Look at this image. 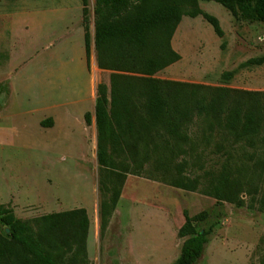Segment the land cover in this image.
<instances>
[{
    "label": "rangeland",
    "instance_id": "rangeland-1",
    "mask_svg": "<svg viewBox=\"0 0 264 264\" xmlns=\"http://www.w3.org/2000/svg\"><path fill=\"white\" fill-rule=\"evenodd\" d=\"M197 7L218 20L222 37L200 17H182L170 40L179 60L154 77L264 91V23L243 22L213 2ZM92 8L87 0L90 27ZM90 54L86 67L79 0H0V205L20 220L83 208L85 254L60 264H172L184 239L177 236L183 211L205 213L193 226L211 229L195 264H264V211L258 209L264 169L255 165L264 155L200 122L190 126L186 154L166 174L147 164L140 175H125L99 232L95 128L83 115L93 109L88 92L107 85L110 72L94 73ZM249 59L260 63L238 67ZM230 71L223 81L220 75ZM48 119L50 127L43 124ZM223 176L257 191L240 193L241 207L218 202L211 192ZM175 180L181 188L172 186ZM6 230L0 225V238Z\"/></svg>",
    "mask_w": 264,
    "mask_h": 264
},
{
    "label": "trees",
    "instance_id": "trees-1",
    "mask_svg": "<svg viewBox=\"0 0 264 264\" xmlns=\"http://www.w3.org/2000/svg\"><path fill=\"white\" fill-rule=\"evenodd\" d=\"M198 1L226 8L239 20L264 23V0H93L92 43L95 65L110 72L107 85L94 91L93 121L98 177V223L103 232L118 199L126 174L140 175L150 164L166 174L179 155L186 154L188 131L194 122L205 130L227 135L233 144H244L264 155V91L208 87L157 79L154 75L179 60L170 47L171 37L182 17H200L221 38L218 20L197 7ZM81 5L82 43L88 65L89 22L87 0ZM249 59L239 68L259 64ZM234 71L220 75L228 81ZM84 124H90L88 113ZM43 124L51 126L48 119ZM264 169V158L255 163ZM177 172L179 164H174ZM219 179L211 195L218 202L243 205L240 193H256L245 182ZM248 185V184H247ZM172 186L181 188L175 180ZM253 189V192L249 190ZM264 211V180L258 200ZM177 236L184 238L172 264H195L208 242L211 229L197 230L192 217L182 212ZM0 225L7 229L0 238V264H60L76 262L85 254L88 218L83 208L48 213L28 220L16 219L0 205Z\"/></svg>",
    "mask_w": 264,
    "mask_h": 264
},
{
    "label": "crops",
    "instance_id": "crops-1",
    "mask_svg": "<svg viewBox=\"0 0 264 264\" xmlns=\"http://www.w3.org/2000/svg\"><path fill=\"white\" fill-rule=\"evenodd\" d=\"M90 28L92 29V33H90ZM89 35H90V38H92V35H93V28L92 26L90 27L89 26ZM89 47H90V50L91 51V54H90V67L93 69L94 73L95 71H104V70H99L96 68V65H95V55H94V50H93V43L91 42V46L89 44ZM99 73V72H98ZM95 82V80H93ZM90 90V89H89ZM95 91V90H94ZM94 91H92V95H91V90L88 92V96L89 98L92 100V103L94 105ZM89 114V113H88ZM89 118H90V123H92L94 125V121H93V109H92V113L89 114ZM52 122V121H51ZM54 122V121H53ZM90 125V124H89Z\"/></svg>",
    "mask_w": 264,
    "mask_h": 264
},
{
    "label": "water",
    "instance_id": "water-1",
    "mask_svg": "<svg viewBox=\"0 0 264 264\" xmlns=\"http://www.w3.org/2000/svg\"><path fill=\"white\" fill-rule=\"evenodd\" d=\"M6 232H7V230H6Z\"/></svg>",
    "mask_w": 264,
    "mask_h": 264
}]
</instances>
